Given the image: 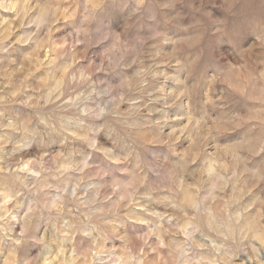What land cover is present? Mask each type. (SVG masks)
Returning a JSON list of instances; mask_svg holds the SVG:
<instances>
[{"label": "clouds", "instance_id": "1", "mask_svg": "<svg viewBox=\"0 0 264 264\" xmlns=\"http://www.w3.org/2000/svg\"><path fill=\"white\" fill-rule=\"evenodd\" d=\"M0 264H264V0H0Z\"/></svg>", "mask_w": 264, "mask_h": 264}]
</instances>
